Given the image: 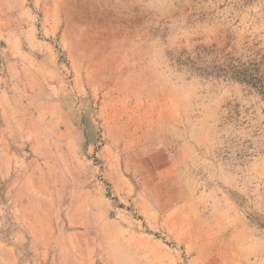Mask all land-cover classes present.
<instances>
[{
    "label": "rangeland",
    "instance_id": "obj_1",
    "mask_svg": "<svg viewBox=\"0 0 264 264\" xmlns=\"http://www.w3.org/2000/svg\"><path fill=\"white\" fill-rule=\"evenodd\" d=\"M20 1L62 80L0 120V264H264V95L174 58L264 54V0Z\"/></svg>",
    "mask_w": 264,
    "mask_h": 264
},
{
    "label": "crops",
    "instance_id": "obj_2",
    "mask_svg": "<svg viewBox=\"0 0 264 264\" xmlns=\"http://www.w3.org/2000/svg\"><path fill=\"white\" fill-rule=\"evenodd\" d=\"M20 3V0H0L2 5ZM15 8L16 11L11 9L0 13V46H4L7 59L3 80L0 81V120L9 132L8 141L13 140L10 135L20 125V116L13 111L18 109L29 117L31 108L35 106L31 104L36 98L34 95L41 93L45 100L46 90L50 88L52 97V92L58 91L57 86L62 80L56 48L51 41L37 36L33 24L23 22L22 8ZM50 105L55 107L57 104L51 101ZM74 132L70 127L66 128L67 135Z\"/></svg>",
    "mask_w": 264,
    "mask_h": 264
},
{
    "label": "trees",
    "instance_id": "obj_3",
    "mask_svg": "<svg viewBox=\"0 0 264 264\" xmlns=\"http://www.w3.org/2000/svg\"><path fill=\"white\" fill-rule=\"evenodd\" d=\"M223 52L224 49L212 45L198 48L194 55L182 52L174 58L179 65L191 70L247 84L264 95V54L243 60Z\"/></svg>",
    "mask_w": 264,
    "mask_h": 264
}]
</instances>
